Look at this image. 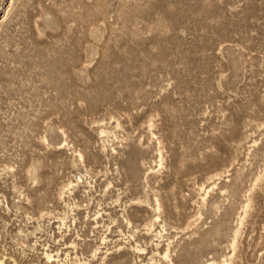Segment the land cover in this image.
Here are the masks:
<instances>
[{
    "label": "rangeland",
    "instance_id": "1",
    "mask_svg": "<svg viewBox=\"0 0 264 264\" xmlns=\"http://www.w3.org/2000/svg\"><path fill=\"white\" fill-rule=\"evenodd\" d=\"M0 264H264V0H0Z\"/></svg>",
    "mask_w": 264,
    "mask_h": 264
}]
</instances>
